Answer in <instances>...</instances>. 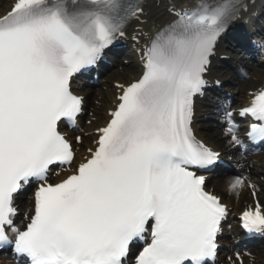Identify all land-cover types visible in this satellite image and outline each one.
Instances as JSON below:
<instances>
[{
  "label": "snow or ice",
  "instance_id": "snow-or-ice-1",
  "mask_svg": "<svg viewBox=\"0 0 264 264\" xmlns=\"http://www.w3.org/2000/svg\"><path fill=\"white\" fill-rule=\"evenodd\" d=\"M248 10L249 0H177L151 25L146 0H13L0 12V249L25 264H215L229 208L201 174L221 152L194 134V101ZM130 27L139 74L114 85L78 153L84 136L61 131L84 111L74 82ZM247 95L223 110L227 146L242 155L264 144V82ZM229 191L248 192L241 227L264 237V189L237 173ZM228 259L244 264L239 251Z\"/></svg>",
  "mask_w": 264,
  "mask_h": 264
},
{
  "label": "bare ground",
  "instance_id": "bare-ground-1",
  "mask_svg": "<svg viewBox=\"0 0 264 264\" xmlns=\"http://www.w3.org/2000/svg\"><path fill=\"white\" fill-rule=\"evenodd\" d=\"M176 2H177V0H147L149 24L151 25L153 22L158 24V23L163 22L164 20L168 19L167 7L170 4L176 3ZM11 3H12V0H7V2L3 1L1 3V6H0V12H3L5 10H7ZM129 34H133V28H131V30L129 31ZM134 46L136 47V51H137L136 55H135L134 64H133L131 69H126L125 73L118 74L117 75L118 77L113 79V81H112L113 85L110 87V90L106 94H103V96H105L104 99H103V107H104V109H103V111L100 109V114H98L96 116L99 121L98 122H94L95 125L100 124V123L103 122L107 110L110 108L111 104L114 102V94L116 92V89H115L114 85L116 83H118V82H127V81H129L130 79H132L133 77H135V76H137L139 74V70H140L139 51H138V48H137L136 44H134ZM224 48H225V46H224ZM220 53H222V52H220ZM217 62H218V60L216 58H214L213 59V64H212V74H211V76H216V74H217V71L215 70ZM238 83L240 85L241 82L238 81ZM254 86H255L254 82H251L250 84L247 85L246 91L251 90L252 87H254ZM240 87H242V84H241V86H236L234 89L238 90ZM87 97H89V94L87 95ZM239 99H240V97H239ZM239 99H238V101H239ZM197 126H199V125H197ZM93 128H94V125H92V127L90 126L88 128V131H92ZM197 134L200 135L201 137L205 138V139L206 138L207 139L214 138V140L211 141V143L214 144V145H218V144H220V142L222 143L221 139L225 138L224 130H222V131L214 130L212 132L198 130ZM92 139H93V137H92ZM92 139L89 140V142L87 143L86 147L81 149V151H80L81 154L85 153V150H86V148L88 146H91ZM225 142L227 144V140H225ZM220 149H222V148H220ZM225 190H227V189H223V191H225ZM257 190H258V186H257ZM227 191H229V190H227ZM231 193L236 196L235 193H233V192H231ZM227 195H228V193H227ZM233 195L228 200H229V202L231 203V205L234 208L237 205V202H236L237 200H239V202L241 203V201H249L251 199L249 197V195H247L245 193V191L239 196L238 199H237V197H235ZM261 198L264 199V196H263L262 193H261Z\"/></svg>",
  "mask_w": 264,
  "mask_h": 264
}]
</instances>
